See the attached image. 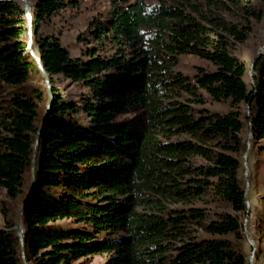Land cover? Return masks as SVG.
<instances>
[{"label":"trees","instance_id":"trees-1","mask_svg":"<svg viewBox=\"0 0 264 264\" xmlns=\"http://www.w3.org/2000/svg\"><path fill=\"white\" fill-rule=\"evenodd\" d=\"M75 2L32 0L34 48L54 100L22 215L29 264H84L102 255L105 264H251L243 248L250 211L242 170L250 121L253 144L264 140V53L248 84L247 63L235 52L264 21V0H114L109 19L89 24L87 58L44 31ZM28 41L22 0H0V264H24L14 220L31 189L35 137L48 103ZM186 54L215 69L197 66L193 77L183 75L174 68ZM58 76L89 90L81 105L61 93ZM162 83L190 93L192 103H204L203 91L231 109L196 111L180 100L161 109L155 94ZM137 110L145 113L142 126L122 117ZM166 125L190 138L154 147L153 130ZM157 149L170 156L162 164ZM190 156L207 163L195 167L189 190L211 195L222 210L164 206L163 168ZM141 205L150 211L140 212ZM192 228L203 235H188ZM260 253L258 247L256 259Z\"/></svg>","mask_w":264,"mask_h":264},{"label":"rangeland","instance_id":"rangeland-1","mask_svg":"<svg viewBox=\"0 0 264 264\" xmlns=\"http://www.w3.org/2000/svg\"><path fill=\"white\" fill-rule=\"evenodd\" d=\"M114 0H76V2L64 10L60 11L45 25L44 31L47 33H55L61 37V40L65 47H67L73 56L87 58L86 52L88 45L91 42L89 24L95 18L106 20L109 19L112 12V5ZM89 27V28H88ZM92 45V44H91ZM93 45H96L93 42ZM264 46V21L261 24L255 26L254 32L250 35V38L240 44L236 50V55L243 59L247 63L248 71L246 74V80L248 84L252 83L251 66L253 60L261 53ZM204 67L208 70H214L215 66L197 56L192 54L182 55L179 59V64L174 68L176 71H180L185 76L193 77L196 73V67ZM57 86L61 93L71 102L81 105L83 97L88 95L89 90L78 84L73 83L63 76L56 78ZM163 84V83H162ZM203 94L204 103H192L189 97L192 95L178 86H170L163 84L159 91L155 94L160 103L159 107L166 108L176 105V102L185 101L196 111L201 109H208L211 112L226 113L231 109L229 102H217L213 101L209 95L203 91H199ZM192 98V97H191ZM246 111L248 112L247 106ZM197 113V112H196ZM77 117L87 123L89 121L87 115L83 110H80ZM123 118H133L139 126L145 123L144 110L132 111L130 113L122 115ZM166 128L154 129L153 142L154 147L158 148L160 142L167 143L176 140H184L190 138V135L184 132L174 133ZM246 139L249 138V129L245 133ZM210 148H213V142L209 144ZM264 140L257 144H253V141L248 147V163L249 172L246 175L245 165L242 170V177L246 182L249 179L250 186L248 190V199L250 215H248L247 228L253 237L257 250L255 252V258L251 261L253 255V246L249 241L247 235L243 241V248L246 254L250 258L251 264H264ZM245 152V153H246ZM158 163L162 164L161 159L170 157L166 154V150L157 149ZM244 156V155H243ZM207 161L200 156H190L187 161H183L179 166L175 164L172 169L163 168L167 175H164L163 183L167 186V191L161 194L164 197L163 204L169 208H187L190 206L206 208L207 212L213 214L215 211L222 210L215 203L212 202L211 195L207 193L204 195H194L193 190H189V184H192L190 178L196 176L197 173L194 170L195 167L202 164H206ZM169 184H173L170 186ZM193 183V185H196ZM177 187H180L186 191L177 193ZM190 191V192H189ZM151 206L141 205L138 210L140 212L150 211ZM246 222V219H245ZM5 226V220L0 212V227ZM196 229H190L188 235H195ZM246 234V233H245ZM200 237L202 232L198 234ZM258 247L261 249L260 258L256 259ZM107 255L96 256L89 259L84 264H105Z\"/></svg>","mask_w":264,"mask_h":264},{"label":"water","instance_id":"water-1","mask_svg":"<svg viewBox=\"0 0 264 264\" xmlns=\"http://www.w3.org/2000/svg\"><path fill=\"white\" fill-rule=\"evenodd\" d=\"M22 2H23L24 11H25V14H26V17L28 20V32H29L28 51L30 52V54L34 57V59L38 63V66H39V68H40V70H41V72L45 78V82H46V86H47V93H48V103L46 106V110H45V113L43 116V120L39 126V129H38L36 137H35L34 152H33L32 167H31V189H30L29 193L27 194L22 205L16 211L15 220H14V230H15V232L18 235V238L20 240V251L22 254L23 263L29 264V262L26 258V241H25V231H24V227L22 225V215H23L24 211L27 209V203H28L29 197H30L32 191L34 190L35 185H36V167H37L38 150H39L41 135L43 133L49 111H50L51 107L53 106L54 95H53V90H52L51 78H50L49 74L47 73V71L45 70V67H44V64L42 62L41 57L39 56V54L36 52V50L34 48L32 0H22ZM263 53H264V46H263L261 53L252 62V66H251L252 82H254L253 74H254L255 64H256L258 58L260 57V55ZM246 106H247L248 112H250V103H248ZM252 140H253V128H252V122L250 121L249 138H248V143H247L248 147H250ZM247 157H248V152H246L244 154V157H243L246 175H248V172H249V163H248ZM249 186H250V181L248 179L247 185H246V197L247 198H248ZM247 206L249 207L248 202H247ZM247 221H248V214H247L246 222L244 225V231H245L246 235L248 236L250 243L253 246V255L251 258V261H252L255 258V252L257 250V247H256V243H255L253 237L251 236L250 232L248 231Z\"/></svg>","mask_w":264,"mask_h":264}]
</instances>
